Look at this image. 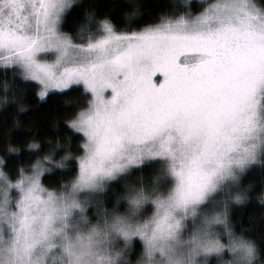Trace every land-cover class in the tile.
Instances as JSON below:
<instances>
[{
    "label": "snow or ice",
    "instance_id": "obj_1",
    "mask_svg": "<svg viewBox=\"0 0 264 264\" xmlns=\"http://www.w3.org/2000/svg\"><path fill=\"white\" fill-rule=\"evenodd\" d=\"M0 264H264V0H0Z\"/></svg>",
    "mask_w": 264,
    "mask_h": 264
},
{
    "label": "trees",
    "instance_id": "obj_2",
    "mask_svg": "<svg viewBox=\"0 0 264 264\" xmlns=\"http://www.w3.org/2000/svg\"><path fill=\"white\" fill-rule=\"evenodd\" d=\"M57 100H58V97H50L47 102L40 101L39 107L35 110L37 115L47 111L48 108H49V105L51 103H53L54 101H57ZM28 102L30 104H35L36 103V97H35L34 94L32 95L31 99ZM29 111L31 112L33 110L29 109ZM44 183L46 184V186H52L53 184L56 183V181L55 180H50L47 177H45ZM253 208H254V206L252 204H249V205H246V206L243 207V214H244L245 219L247 218L248 213L253 211ZM240 212H241V208L238 207V208L235 209V214H239ZM233 218H235V215H234Z\"/></svg>",
    "mask_w": 264,
    "mask_h": 264
},
{
    "label": "rangeland",
    "instance_id": "obj_3",
    "mask_svg": "<svg viewBox=\"0 0 264 264\" xmlns=\"http://www.w3.org/2000/svg\"><path fill=\"white\" fill-rule=\"evenodd\" d=\"M49 59H54V56H52V57H48Z\"/></svg>",
    "mask_w": 264,
    "mask_h": 264
}]
</instances>
